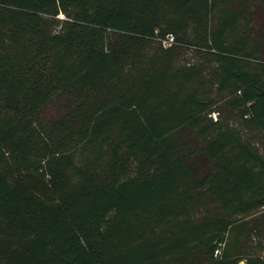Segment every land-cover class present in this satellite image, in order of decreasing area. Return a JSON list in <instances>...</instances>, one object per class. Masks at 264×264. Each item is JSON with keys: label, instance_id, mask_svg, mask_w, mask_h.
<instances>
[{"label": "trees", "instance_id": "16d2710c", "mask_svg": "<svg viewBox=\"0 0 264 264\" xmlns=\"http://www.w3.org/2000/svg\"><path fill=\"white\" fill-rule=\"evenodd\" d=\"M263 51L264 0H0V264H264Z\"/></svg>", "mask_w": 264, "mask_h": 264}, {"label": "rangeland", "instance_id": "374dc122", "mask_svg": "<svg viewBox=\"0 0 264 264\" xmlns=\"http://www.w3.org/2000/svg\"><path fill=\"white\" fill-rule=\"evenodd\" d=\"M187 56H190V53H189V52H188ZM262 56H264V51H263V53H262ZM187 58H188V57H187ZM258 240H259V239H257L256 237H255L254 239H252V241H251V245L253 246V247H252V250H253V252L255 253V255L260 256V255H262V252L259 251V248L257 247Z\"/></svg>", "mask_w": 264, "mask_h": 264}, {"label": "built area", "instance_id": "2783aa9c", "mask_svg": "<svg viewBox=\"0 0 264 264\" xmlns=\"http://www.w3.org/2000/svg\"><path fill=\"white\" fill-rule=\"evenodd\" d=\"M172 42V37L168 36V38L163 42V46L167 47Z\"/></svg>", "mask_w": 264, "mask_h": 264}]
</instances>
